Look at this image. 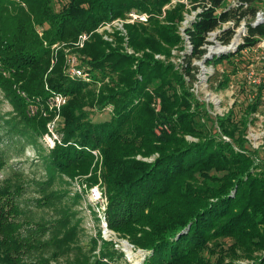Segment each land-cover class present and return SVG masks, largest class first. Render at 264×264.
<instances>
[{
	"label": "trees",
	"instance_id": "16d2710c",
	"mask_svg": "<svg viewBox=\"0 0 264 264\" xmlns=\"http://www.w3.org/2000/svg\"><path fill=\"white\" fill-rule=\"evenodd\" d=\"M262 6L264 0H0V90L20 118V132L31 143L43 138L54 119L49 98H67L49 171L102 183L109 228L151 253L144 264H237L264 253V159L247 147L264 82L252 86L240 121L232 108L212 127L193 90L194 60L206 56L211 33L220 31L217 40L230 45L243 21L248 30L236 51L207 60L214 66L234 63L264 40V23H253ZM133 11L148 14V22L125 23L126 35L101 31ZM185 37L192 51L176 64L175 52L188 49ZM69 56L91 82L71 77ZM230 75L224 70L219 85H228ZM33 105L49 116L39 109L31 116ZM108 109L110 119L94 120ZM20 190L0 187V264L56 263L72 234L41 242L23 235L15 220ZM226 240L232 244L224 250ZM104 244L95 261L84 256L66 264H105L114 253Z\"/></svg>",
	"mask_w": 264,
	"mask_h": 264
},
{
	"label": "rangeland",
	"instance_id": "374dc122",
	"mask_svg": "<svg viewBox=\"0 0 264 264\" xmlns=\"http://www.w3.org/2000/svg\"><path fill=\"white\" fill-rule=\"evenodd\" d=\"M184 1L188 2V0ZM259 11L264 12V6ZM196 14L197 11H193L186 15V21L181 28L183 35H185L184 29L195 20ZM256 21L253 23L255 24ZM117 23L124 27L121 21ZM229 26H233V23L224 27ZM219 33L220 31H215L210 34L206 57L203 60H194V65L199 70L193 89L199 100L207 107L210 120L206 117L204 120L208 121L209 127L214 125L216 117L224 116L232 108L235 109L236 120L240 121L250 96H253L252 86L264 82V40L256 47L245 50L240 56L235 57L234 63L214 66L205 62L208 57L236 51L244 42L248 30L246 22L243 21L230 45H223L217 40ZM124 34H127L126 31ZM222 46H230V48L227 51L211 54V50L215 51ZM129 52L132 50L129 49ZM187 53H190L189 49L182 53L175 52L174 63L183 64L184 59L181 56ZM224 70L227 74L231 73L232 80L228 85H219ZM252 71L258 80L256 85L251 84L248 78L249 72ZM38 108L41 110L39 106ZM29 113L31 116L36 115L31 106ZM55 117L54 113V119ZM110 118V109H108L97 114L94 120L98 122ZM254 118L255 122L247 131V147L258 151L257 155L264 159V102ZM19 122L20 118L10 99L3 90H0V157L5 163L4 168L0 170V187L12 186L15 191L17 187L21 189L18 194L15 193L14 200L21 209L15 220L21 223L22 234L31 235L35 241L41 242L51 240L55 234L65 238L71 233L72 238L68 241L70 249L62 252L56 263L52 261L53 264L74 262L84 256L95 261L94 259L98 258L105 248L104 242H107V253H114L112 259H104L105 264H144L151 253L135 248L129 240L109 228L107 213L109 201L103 194L102 183L92 186L86 183L87 178L69 179L60 173L54 175L50 173L47 158L56 143H61L58 133H50L48 125L49 133L37 142L31 143V140L20 132L23 125ZM96 157L99 159L97 155ZM100 193L103 199L102 197L100 199ZM40 225L45 226L43 230L39 229ZM231 244V240H226L224 250H227ZM54 255L49 254L50 257ZM255 255V259H241L237 264H256L257 260L264 258V253ZM205 256L210 257L207 253ZM218 256H212L211 261H217ZM26 260L24 264H32L33 259Z\"/></svg>",
	"mask_w": 264,
	"mask_h": 264
},
{
	"label": "built area",
	"instance_id": "2783aa9c",
	"mask_svg": "<svg viewBox=\"0 0 264 264\" xmlns=\"http://www.w3.org/2000/svg\"><path fill=\"white\" fill-rule=\"evenodd\" d=\"M234 5H237L236 2H234ZM148 20H149V15L148 14H146V13H138V12L133 11V12L129 13L128 18L125 21H122V20L114 21L113 23L105 25L101 29V31L107 30V31L112 33L113 29L118 27L117 29L121 30L123 32V34H124L125 33V29H124L123 25H121V24H119L117 22L121 21L123 24H125V23H136V22L137 23H147ZM255 20H257L256 24L264 23V12L258 11ZM115 23H117V24H115ZM105 38L107 40H110V41L112 40V38H110L109 36H106ZM87 39H88L87 35L82 36L78 45L80 47H83L84 46V42ZM187 48L189 49L190 52L192 51V45L190 44L188 39H187ZM157 57L158 58H162L160 56H157ZM69 65H70L69 66V74L71 75L72 78H74V79H82V80H84L86 82H91L92 81V78H91L90 74L85 72L82 68H80V66L78 65V61H77L75 56H71L69 58ZM248 78H249L251 84H255L256 85V83H258L257 77H256V75H255V73L253 71L249 72ZM257 85H259V84H257ZM66 103H67V98L65 96H63V95H52L49 98V100H48V106H49V108L51 107L50 111L54 112L56 114L55 119L49 123V130H50V133H52V134H56L55 132H56V129H57L58 124H59L61 108ZM32 107H33L34 113L36 114L38 112V109H39L38 105H33ZM42 111H43L44 116H46V117L49 116L48 112H46L44 110H42ZM56 137H57V135H56ZM57 139H58V137H57ZM95 154L97 155V152H95ZM100 194H101L100 199H101V197L103 199L102 193H100Z\"/></svg>",
	"mask_w": 264,
	"mask_h": 264
},
{
	"label": "bare ground",
	"instance_id": "6f19581e",
	"mask_svg": "<svg viewBox=\"0 0 264 264\" xmlns=\"http://www.w3.org/2000/svg\"><path fill=\"white\" fill-rule=\"evenodd\" d=\"M230 46H222V47H219L218 49H216L215 51L214 50H211V54L213 53H216V52H222V51H227L229 50Z\"/></svg>",
	"mask_w": 264,
	"mask_h": 264
},
{
	"label": "water",
	"instance_id": "95a60500",
	"mask_svg": "<svg viewBox=\"0 0 264 264\" xmlns=\"http://www.w3.org/2000/svg\"><path fill=\"white\" fill-rule=\"evenodd\" d=\"M214 56L208 57L205 59V62H207L208 59H212Z\"/></svg>",
	"mask_w": 264,
	"mask_h": 264
}]
</instances>
